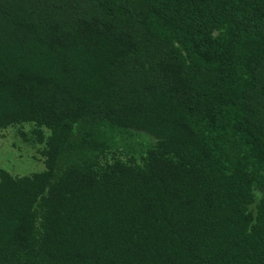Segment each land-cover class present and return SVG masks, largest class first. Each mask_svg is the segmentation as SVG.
Here are the masks:
<instances>
[{
    "label": "trees",
    "instance_id": "16d2710c",
    "mask_svg": "<svg viewBox=\"0 0 264 264\" xmlns=\"http://www.w3.org/2000/svg\"><path fill=\"white\" fill-rule=\"evenodd\" d=\"M26 124L0 264H264V0H0Z\"/></svg>",
    "mask_w": 264,
    "mask_h": 264
},
{
    "label": "rangeland",
    "instance_id": "374dc122",
    "mask_svg": "<svg viewBox=\"0 0 264 264\" xmlns=\"http://www.w3.org/2000/svg\"><path fill=\"white\" fill-rule=\"evenodd\" d=\"M30 127L31 124H26L8 128L0 134V168L12 176H30L45 170L42 156L45 144L30 145L18 135V132L27 133ZM44 136L45 139L49 136L46 129Z\"/></svg>",
    "mask_w": 264,
    "mask_h": 264
}]
</instances>
